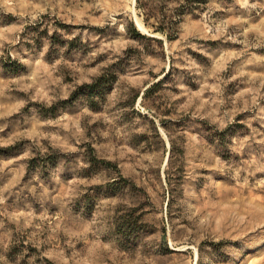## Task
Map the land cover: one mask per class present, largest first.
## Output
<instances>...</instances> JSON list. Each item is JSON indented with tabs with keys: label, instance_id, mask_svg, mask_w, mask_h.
<instances>
[{
	"label": "rangeland",
	"instance_id": "rangeland-1",
	"mask_svg": "<svg viewBox=\"0 0 264 264\" xmlns=\"http://www.w3.org/2000/svg\"><path fill=\"white\" fill-rule=\"evenodd\" d=\"M181 1L0 0V264H264V0Z\"/></svg>",
	"mask_w": 264,
	"mask_h": 264
},
{
	"label": "trees",
	"instance_id": "trees-1",
	"mask_svg": "<svg viewBox=\"0 0 264 264\" xmlns=\"http://www.w3.org/2000/svg\"><path fill=\"white\" fill-rule=\"evenodd\" d=\"M207 0H182L178 6L174 8V14L176 18L170 19V27L167 28L170 32H166L167 29H165L164 26H162L160 23L158 24H151L153 27V32H159L162 34H165V37L168 40H172L175 37L176 33V24L179 22L182 18V16L185 13H193L194 10L199 9L201 4H204ZM138 3V0H137ZM138 7L145 9V17H144V23L148 24V17L151 15V9L150 7L146 6L145 4L138 3ZM133 32L138 37H144L142 34H140L137 30L134 28ZM158 43H161L160 39H156ZM123 59H118L116 62H113L109 64L107 67H105L97 76L93 77L89 82H84L80 85H78L71 93L70 95L64 99L58 102L57 104H52L48 107L49 113H55L57 108L59 107H66V105L78 100L79 98H82L87 102L88 106L92 110H98L97 104L99 102H103L105 99L106 94L110 91L112 88L113 83L117 79V74L123 70ZM158 84H152L148 89H153ZM147 89V90H148ZM53 161V160H52ZM30 167H35V164H32L34 162V158H31L29 160ZM89 162L91 165H94L96 163V160L94 157L89 158ZM53 163V162H52ZM110 165V163H109Z\"/></svg>",
	"mask_w": 264,
	"mask_h": 264
},
{
	"label": "water",
	"instance_id": "water-1",
	"mask_svg": "<svg viewBox=\"0 0 264 264\" xmlns=\"http://www.w3.org/2000/svg\"><path fill=\"white\" fill-rule=\"evenodd\" d=\"M144 34V33H143ZM146 34H148V35H150V36H152V37H157V36H154L153 34H154V32H152V33H148V32H146ZM159 39H161V38H159Z\"/></svg>",
	"mask_w": 264,
	"mask_h": 264
},
{
	"label": "bare ground",
	"instance_id": "bare-ground-1",
	"mask_svg": "<svg viewBox=\"0 0 264 264\" xmlns=\"http://www.w3.org/2000/svg\"><path fill=\"white\" fill-rule=\"evenodd\" d=\"M137 25H138L139 27H141L139 23H137Z\"/></svg>",
	"mask_w": 264,
	"mask_h": 264
}]
</instances>
